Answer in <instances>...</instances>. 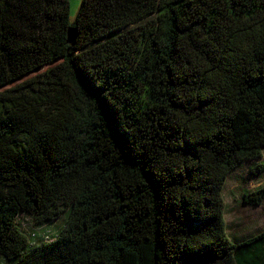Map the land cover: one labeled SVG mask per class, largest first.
Wrapping results in <instances>:
<instances>
[{
    "label": "trees",
    "instance_id": "16d2710c",
    "mask_svg": "<svg viewBox=\"0 0 264 264\" xmlns=\"http://www.w3.org/2000/svg\"><path fill=\"white\" fill-rule=\"evenodd\" d=\"M263 149L264 0H0L8 264H264L222 194Z\"/></svg>",
    "mask_w": 264,
    "mask_h": 264
},
{
    "label": "rangeland",
    "instance_id": "374dc122",
    "mask_svg": "<svg viewBox=\"0 0 264 264\" xmlns=\"http://www.w3.org/2000/svg\"><path fill=\"white\" fill-rule=\"evenodd\" d=\"M82 0H69V19H75ZM264 163L263 156L256 160H246L228 176L223 188L224 219L227 232L232 240L255 234L264 229V200L261 205H253L256 196L248 195L264 184V169L256 172L255 166ZM66 215L62 214L54 223L37 225L30 216L20 219L22 229L31 242L51 240L57 230L65 223ZM0 264H8L0 256Z\"/></svg>",
    "mask_w": 264,
    "mask_h": 264
},
{
    "label": "water",
    "instance_id": "95a60500",
    "mask_svg": "<svg viewBox=\"0 0 264 264\" xmlns=\"http://www.w3.org/2000/svg\"><path fill=\"white\" fill-rule=\"evenodd\" d=\"M75 33H76V32H75V29H73V30L70 32V35H71V37H70L71 40H70V41H71V42H73V38H74L73 36L75 35Z\"/></svg>",
    "mask_w": 264,
    "mask_h": 264
},
{
    "label": "built area",
    "instance_id": "2783aa9c",
    "mask_svg": "<svg viewBox=\"0 0 264 264\" xmlns=\"http://www.w3.org/2000/svg\"><path fill=\"white\" fill-rule=\"evenodd\" d=\"M46 225V224H45ZM40 226H43V225H40Z\"/></svg>",
    "mask_w": 264,
    "mask_h": 264
}]
</instances>
